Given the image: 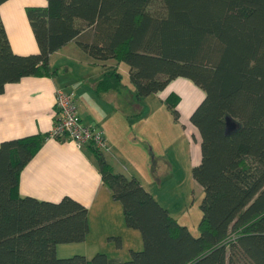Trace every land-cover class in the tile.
Listing matches in <instances>:
<instances>
[{"label":"trees","instance_id":"obj_1","mask_svg":"<svg viewBox=\"0 0 264 264\" xmlns=\"http://www.w3.org/2000/svg\"><path fill=\"white\" fill-rule=\"evenodd\" d=\"M27 15L39 51L23 54L13 49L0 14V92L27 75H54L51 54L71 40L105 64H128L137 97L179 76L204 89L191 114L201 135L192 173L203 186L202 216L194 235L137 175L114 171L94 147L103 180L143 246L128 259L103 251L60 257L58 243L87 237L88 207L72 196L20 193L22 170L49 132L5 139L0 264H264V0H47L28 6ZM121 78L107 70L97 88L118 87ZM178 100L169 95L176 116ZM227 117L238 124L233 131Z\"/></svg>","mask_w":264,"mask_h":264},{"label":"crops","instance_id":"obj_2","mask_svg":"<svg viewBox=\"0 0 264 264\" xmlns=\"http://www.w3.org/2000/svg\"><path fill=\"white\" fill-rule=\"evenodd\" d=\"M46 4L47 0H6L0 6L1 17L16 52L39 51L27 7ZM50 64L57 69L54 75H27L18 81L8 82L0 92V142L35 133H50L60 116L55 104L56 90L74 91L82 122L102 130L108 140L109 147L102 152L113 170L137 175L157 198L152 183L156 180L153 167L158 153L155 148L159 143L158 109L165 103L171 107L169 95L176 93L179 95L176 106L179 114H182L180 102H183L191 120L193 110L205 96L204 89L190 78L179 76L164 89L137 97L128 64L115 59L105 64L85 52L76 40L53 52ZM110 69L121 73V84L98 90V81ZM166 117L170 115L166 114ZM192 130L199 133V136L195 133V140ZM189 140L190 145L197 146L194 167L200 163L202 152L201 135L192 121ZM93 148L90 144L80 147L72 140L49 135L24 166L20 193L54 201L72 196L88 207L90 230L87 237L82 241L58 243V256L79 253L90 258L99 251L107 253L101 245L115 248L113 244H116L120 248L116 253L126 254H107L128 259L126 257L132 249L142 248L143 237L139 229L127 225L123 204L113 197L111 188L104 182ZM122 249L123 252L120 251Z\"/></svg>","mask_w":264,"mask_h":264},{"label":"rangeland","instance_id":"obj_3","mask_svg":"<svg viewBox=\"0 0 264 264\" xmlns=\"http://www.w3.org/2000/svg\"><path fill=\"white\" fill-rule=\"evenodd\" d=\"M180 104L182 105V114L180 113L178 116L175 115L173 108L166 103L160 105L158 109L159 133L157 137L159 143L155 148L158 153L154 158L153 170L156 180L152 183V190L159 201L169 208L173 215L181 222L188 224L194 235H198L200 233L198 223L202 214L200 202L203 197V190L192 173L197 146L193 143L190 145L189 135L192 120L185 111L184 103L180 102ZM185 107L188 110L187 103H185ZM166 114H169L170 117L167 118ZM235 124L236 122H232L233 126ZM195 133L199 136L198 132L192 130L193 140H195ZM147 149L151 150L149 147ZM145 173L150 178L148 172ZM113 247L115 248L101 245L102 250L107 251L110 255L123 256L126 254L116 253L120 249L116 244H113ZM120 251L123 252L124 250ZM130 257L131 252L126 258Z\"/></svg>","mask_w":264,"mask_h":264},{"label":"built area","instance_id":"obj_4","mask_svg":"<svg viewBox=\"0 0 264 264\" xmlns=\"http://www.w3.org/2000/svg\"><path fill=\"white\" fill-rule=\"evenodd\" d=\"M55 104L60 116L54 122L50 135L55 138L56 136L66 137L80 147L86 144L99 150L109 147L108 140L102 130L82 122L74 91L57 89Z\"/></svg>","mask_w":264,"mask_h":264},{"label":"water","instance_id":"obj_5","mask_svg":"<svg viewBox=\"0 0 264 264\" xmlns=\"http://www.w3.org/2000/svg\"><path fill=\"white\" fill-rule=\"evenodd\" d=\"M232 122H235L231 117H227V131H233L237 127V123L235 126L232 125Z\"/></svg>","mask_w":264,"mask_h":264}]
</instances>
